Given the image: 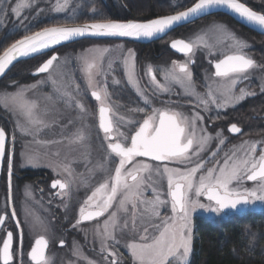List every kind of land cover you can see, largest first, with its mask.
Wrapping results in <instances>:
<instances>
[{
    "label": "rangeland",
    "instance_id": "rangeland-1",
    "mask_svg": "<svg viewBox=\"0 0 264 264\" xmlns=\"http://www.w3.org/2000/svg\"><path fill=\"white\" fill-rule=\"evenodd\" d=\"M81 1L85 0H12L5 5L0 19L2 24L10 22L20 31L34 27L43 18H63L65 22L42 28L72 24L67 21L80 8ZM103 1L109 9L123 6L119 0ZM174 2L178 4L180 1ZM96 12L97 9L92 8L89 14ZM214 15L184 27L183 35L194 46L190 57L199 59L204 51L207 63V60L218 61L230 53L243 54L255 60L249 70L216 79L209 65L207 76L204 77V72L196 74L193 76L198 79L191 81L189 72L181 73L172 66L162 72L158 68L153 69L157 78L152 80L147 67H138L142 61L134 43L110 40L64 44L20 60L8 71L7 74L19 77L12 81L17 85L12 98L16 100L18 128L31 137L33 152L44 147V168L71 178L70 186L60 198L66 200L68 195L81 192L83 200L93 198V207L101 209L102 213L104 210V215L86 228L82 243L68 242V247L60 251L56 246L51 247L52 251L42 264H188L193 253L195 216L200 215L209 222L230 218L229 214L203 198L207 188H220L221 192L233 196H248L249 209L240 215L264 210V177L248 180V175L264 158V118L262 123H258L260 136L239 137L233 149L224 154H216L214 146L216 150L212 149L213 142L221 141L218 134L189 131L187 135L195 138L194 148L181 157H167V161L181 169L145 164L136 155L129 160L110 148L113 141L125 147L131 144L132 135L144 120L143 113L147 108L152 114L175 109L193 125V117L185 113L183 107H175L176 102L167 95L176 87L175 95L199 98L196 88V94L195 91L192 95L186 94L184 87L189 86L190 81L210 84L216 93H223L222 97L230 101V108L250 99L263 102L264 39L253 38L224 17ZM53 54L57 57L50 68L38 76L34 75L35 70ZM37 57L32 68H20L23 66L21 62ZM31 71L37 78L31 77ZM232 88L239 90L234 93ZM80 89L86 96L95 90L101 95L100 103L112 106L114 140L100 130L98 121L80 111L76 104L83 95L80 94V99L79 94L75 95ZM123 95L140 98L144 104L136 111L142 115L135 109L130 111L122 107L120 99ZM184 118L182 122H185ZM197 154L203 161L185 169V162ZM135 172L139 173L138 179L129 181V176ZM179 180L186 183L187 190L185 212L182 214L177 212L168 195L169 188ZM88 184L91 186L84 187ZM154 193L158 194L154 197ZM53 218H56L54 212L44 207V220H32L30 230L43 227L48 241L60 240L59 220ZM86 244H93L95 250L87 251Z\"/></svg>",
    "mask_w": 264,
    "mask_h": 264
},
{
    "label": "flooded vegetation",
    "instance_id": "flooded-vegetation-1",
    "mask_svg": "<svg viewBox=\"0 0 264 264\" xmlns=\"http://www.w3.org/2000/svg\"><path fill=\"white\" fill-rule=\"evenodd\" d=\"M181 39H183L182 41L185 44L182 42L176 43ZM186 42L189 41L185 37L173 36L170 39L158 40L146 45L138 44L137 55L140 56L138 57L141 58L142 61L138 66L139 69L147 67L150 76H152L155 73L153 69L158 68L162 72L166 67L175 66L181 72H189L191 74L189 78L192 81L194 78L198 79V77L193 76L196 72L198 74L204 72V77L207 76V74H209V65L213 70V77L221 78L233 73L245 72L255 64L254 59L245 55L251 60L249 66L246 65L247 62L231 60L221 64L217 70L215 67L217 61L213 62L212 60H207L206 63L205 58L207 57H205L206 53L204 55V51L200 54L201 56L199 59L190 57L194 52V48L191 47L188 51L186 46L189 44ZM174 43L176 44L174 45ZM164 53H171L173 57L170 58L169 56H165ZM228 55L232 54H227L218 61L224 59ZM31 75V77L36 78L38 76H34L32 71ZM18 78L19 77L7 74L0 79V264H42L52 251L51 247L56 246L57 251H60L68 247V242L73 244L74 241L82 243V236L86 233V228L91 226V223L95 220L100 219L104 215V210L100 217L84 219L87 211L97 209L93 207V198L83 200L81 192L80 194H75L74 192L72 196L68 195L66 200L60 198L61 194L70 186L71 178L68 175H61L44 168V147L35 149L33 152L31 150L32 145L30 144L31 137L25 135L24 132L23 134L21 132L22 129L18 128L20 124L18 125L16 119V100L12 98L17 86L15 85L16 83L12 84V81H16ZM195 85L197 95L199 94L200 96L196 99L186 96L182 98V96L175 95L177 92V90L174 92L176 87L173 90L174 93L169 92L170 94H167L173 102H176L174 105L175 107H183L186 111L185 113L193 117V125L181 115L182 112L175 111V109L152 114L147 108L143 113L145 116L144 120L139 125L136 132L144 126L145 138L149 139L157 135L158 138L155 140L153 150L157 153H162L160 156L161 159L149 158L143 154H132L129 156L119 155L129 160L133 155H136L141 158V162H145V164H162L163 166L167 165L168 167L176 169L177 167L180 168V166L173 165L172 162H169L170 160L167 161V157H181L194 148L195 138L187 135L189 131L191 133L198 132L218 134L217 136H221V141L219 143H217L219 140L212 143V149L213 146L217 149L216 154H224L233 149L239 137L248 135L249 137L253 136L256 138L255 136L258 134V123H262L261 119L264 118V106L259 104V108L255 110L252 108L250 109L247 105H253L254 102H260V100L250 99L245 104L237 103L230 108L228 105L230 101L222 97L224 96L223 93H216L215 88L210 84L205 82L203 84L200 82L198 84L195 83ZM232 90L234 93H237L239 89L232 88ZM226 91H229V88L226 89ZM249 91L251 92V90ZM95 92V90H91L87 93L88 96H86L83 90L80 89L75 95L79 94L78 97L80 99V94H82L83 98L78 100L76 105L80 107V111L84 115L88 114L91 119L94 118L92 119L93 121H98L100 130H102L109 139H111V135H113L115 139L116 135L114 134L115 126L112 116V106L100 103L102 100L101 95L97 92V95H95ZM252 93L254 94V91ZM186 94L192 95V92L187 91ZM172 95L174 97H170ZM120 102L125 110L134 111L135 109L137 114L142 115L139 111H136L137 107H143L142 104H144L139 97L135 95H123ZM183 118L185 122H182L181 119ZM106 120L110 121V131H105V126L101 124ZM235 125L242 127L244 132L242 134H236L232 130ZM193 128L195 130L192 131ZM136 132L133 133L132 141L129 146L125 147L122 144L124 148L134 149L133 137ZM113 143H117V141H113L110 148ZM219 144L222 145L220 146ZM136 149L139 152L144 150L145 146L143 143H140ZM189 159L190 160L185 162V169L191 168L192 165H199L203 161L200 159L199 154ZM206 164H208V162ZM138 177L139 173L135 172L129 176V181L134 182ZM87 186H91V184L84 187ZM208 189L209 188L206 189L203 195L205 200L215 204L221 212L229 214V217L239 216L241 214L238 211L228 209L230 207H235V201L224 204L223 208L227 210H222L218 203L214 202L210 197H207ZM218 190L220 193H223L220 188H218ZM186 193V183L183 180L175 181L173 186L168 190V195L179 214L185 212ZM214 193L215 195L219 194L218 191H214ZM156 194L154 193L153 196L155 197ZM179 200L180 202L177 203ZM44 207L54 212L56 218L53 219L59 220L58 225L60 226L61 239L58 241L55 240L56 242L47 240L44 236L43 227H36V229L30 230V222H32V220H44ZM48 207L50 209H48ZM195 219L205 218L197 215ZM103 225L105 226L104 221ZM44 238L48 243L46 257L41 261H37L36 259L39 253L38 251L37 253H32V251L36 243L40 241V239L44 240ZM84 246L87 248V251L90 249L92 251L95 250L93 244V247L90 244ZM113 261L116 263V260L113 259Z\"/></svg>",
    "mask_w": 264,
    "mask_h": 264
},
{
    "label": "water",
    "instance_id": "water-1",
    "mask_svg": "<svg viewBox=\"0 0 264 264\" xmlns=\"http://www.w3.org/2000/svg\"><path fill=\"white\" fill-rule=\"evenodd\" d=\"M215 13L225 14L232 18L234 21L245 26L246 28L260 35H264V15L251 9L241 1L197 0L191 6L182 9L181 11L173 12L165 16H159L151 20L90 21L83 23L51 25L42 28L36 32L18 38L0 54V79H2L17 62L32 57H27V54L34 46H36L41 41L52 37H60L65 40V42H63L59 46L68 43H73L82 39H125L137 41L140 43H148L161 39L174 28L190 23L194 19L200 18V15L204 17V15H211ZM142 28L147 29L145 30V33L142 36L136 35L135 31ZM57 47L58 46L51 48L50 50H47L45 52L51 51ZM56 57L57 54L51 55L38 67L37 70H35L33 74L37 75L47 71ZM231 60L247 62V66L251 64V60L246 58L244 55L234 54L225 57L219 63H217L216 66L218 67L224 62ZM94 94L97 95L96 92ZM101 124L105 126V131L111 130L110 121L106 120L103 121ZM144 131L145 129L143 126L134 134V149H127L124 148L121 143H115L111 146L112 150H114L116 153L121 154L122 156H129L132 154H143L149 158L161 159L160 156L162 153H157L153 150L155 140L158 138L157 135H154L153 137L147 139L145 138ZM110 138L114 139V136L111 135ZM140 143L144 144L145 149L138 152L136 148ZM262 177H264V158L261 159L259 165L248 175V180L255 181ZM214 191H218L219 194L215 195ZM207 197H210V199L218 203L220 205V208L224 211L227 209L223 208V205L231 203L230 201H235V207H230L228 209L235 210L238 212H245L249 209L250 206L248 196H231L226 193H220L218 188H209ZM179 202L180 200L177 201V203ZM100 215H102L101 209L89 210L87 211L84 219H93L99 217ZM47 247L48 243L45 238L44 240L40 239V241L36 243V246L34 247L32 253H37L38 251L39 256L36 259L37 261L45 259Z\"/></svg>",
    "mask_w": 264,
    "mask_h": 264
},
{
    "label": "trees",
    "instance_id": "trees-1",
    "mask_svg": "<svg viewBox=\"0 0 264 264\" xmlns=\"http://www.w3.org/2000/svg\"><path fill=\"white\" fill-rule=\"evenodd\" d=\"M12 0H0V17L5 11V5ZM123 0L122 8L109 9L102 0L90 3L87 0L81 1V6L67 21L69 23H80L88 21H105L114 19H148L157 15L172 13L184 9L195 0ZM251 9L264 14V0H239ZM92 8L97 12L89 14ZM2 14V15H1ZM230 21L239 27L243 33L256 39H264L260 35L233 21L224 14H215ZM214 15V16H215ZM0 19V53L16 39L38 30L52 23L63 22V18H53L51 20L42 19L34 27H29L26 31L15 29V25L10 22L1 23ZM65 22V21H64ZM37 58H31L21 62L20 68H32L37 63ZM19 64V65H20ZM18 65V66H19ZM17 68V67H16ZM254 102L247 105L251 109L257 110L259 104ZM254 122V121H253ZM188 264H264V210L261 212H250L239 216L225 218L216 222H209L205 219H196V230L193 242V253Z\"/></svg>",
    "mask_w": 264,
    "mask_h": 264
},
{
    "label": "bare ground",
    "instance_id": "bare-ground-1",
    "mask_svg": "<svg viewBox=\"0 0 264 264\" xmlns=\"http://www.w3.org/2000/svg\"><path fill=\"white\" fill-rule=\"evenodd\" d=\"M88 2H90V3H93V2H96V0H87ZM120 1V3H121V5H123V6H125L124 5V2H123V0H119ZM102 2H104L106 5H107V3H106V1H103L102 0ZM179 11H181V10H179ZM175 12H178V11H175ZM173 13V12H172ZM168 14H170V13H166V14H162V15H157V16H154V17H151V18H148V19H143V20H140V19H127V20H121V19H114V20H117V21H145V20H151V19H154V18H157V17H159V16H165V15H168ZM205 16H209V15H204V17ZM201 17H202V15H200V18H198V19H194L192 22H190V23H192V24H190V23H187V24H184V25H181V26H179V27H176V28H174L173 30H171L170 32H168L164 37H162L161 38V40H163V39H167V38H172L173 36H181V37H185L184 35H183V33H182V31L183 30H185L184 29V27H190V25H193V24H196V23H198V21L201 19ZM203 18V17H202ZM105 21H111V20H105ZM236 22V21H235ZM236 23H238V22H236ZM238 24H240V23H238ZM241 25V24H240ZM111 26V25H110ZM243 26V25H242ZM245 27V26H244ZM145 30H147L146 28H142V29H139V30H137V31H135V34L136 35H138V36H142L144 33H145ZM185 38H187V37H185ZM110 40H118V41H125V42H132V43H134V45H136L137 47L139 46L138 44H142V45H146V44H150V43H153V42H156V41H158V40H156V41H152V42H148V43H140V42H137V41H132V40H125V39H102V40H97V39H82V40H79V41H76V42H81V41H89V42H99V41H110ZM160 40V39H159ZM183 39H181V40H179V41H177L176 43H179V42H182L183 44H185L183 41H182ZM63 42H65V40L64 39H62V38H60V37H52V38H49V39H46V40H44V41H41L40 43H38L36 46H34L29 52H28V54H27V57L28 56H34V55H37V54H40V53H42V52H45V51H47V50H50L51 48H54V47H56V46H59L60 44H62ZM174 42V41H173ZM73 43H75V42H73ZM72 43V44H73ZM176 43H174V45L176 44ZM187 44H189V45H187L186 47V49L189 51L190 49H191V47H193L194 48V46H193V44L192 43H190V42H186ZM175 51V50H174ZM173 52V51H172ZM165 54V56H169L170 58H172L173 57V55L171 54V53H164ZM164 56V55H163ZM221 61V60H220ZM220 61H217V63H219ZM217 63H215V67H216V69L218 70V67L220 66H216V64ZM181 73H187V72H181ZM195 73V72H194ZM196 74H198L197 72L195 73V75ZM152 78V80H156V75H153V76H151ZM216 79H219V78H216ZM195 81H196V79H194ZM156 83V82H155ZM189 86L188 85H186L184 88L185 89H187V91L188 92H194L195 91V88H196V85L194 84V83H192L191 81L189 82ZM191 84H193V85H191ZM184 86V85H183ZM195 94H196V91H195ZM232 130L234 131V132H238L239 134H242L244 131H243V129H242V127H239V126H237V125H235L233 128H232ZM263 159V158H262Z\"/></svg>",
    "mask_w": 264,
    "mask_h": 264
}]
</instances>
